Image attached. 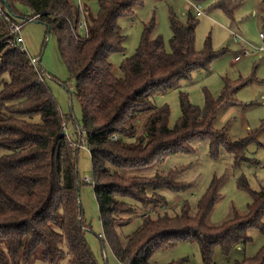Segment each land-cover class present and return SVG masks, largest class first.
<instances>
[{
  "label": "trees",
  "instance_id": "trees-1",
  "mask_svg": "<svg viewBox=\"0 0 264 264\" xmlns=\"http://www.w3.org/2000/svg\"><path fill=\"white\" fill-rule=\"evenodd\" d=\"M142 1L85 2L87 26H82L76 0H0L6 13L0 16V264H101L88 243L90 226L80 206L76 146L82 144L83 133L93 164L103 241L119 264H153L156 251L182 241L197 242L203 264H214L217 247L228 254L235 244L249 241L250 228L264 230V189L252 191L245 217L211 226L206 219L218 198L217 181L195 214L186 201L180 213L169 214L159 212L165 199L157 189L179 190L186 185L173 180L171 173H128L156 158L186 151L197 137H209L215 149L225 146L239 163L250 159L247 145L255 138L230 140L226 125L214 127L217 116L238 103L236 91L247 80L225 79L217 97L206 95L204 107L182 93V115L174 127L169 126V107L157 105V94L177 87L192 71L207 69L214 57L196 50L193 16L181 21L171 14L170 50L163 36L152 38V20L136 53L121 63L122 76H115L110 58L124 51L125 38L118 20ZM217 1L233 14L237 1ZM19 16L46 24L58 37L83 110V133L77 141L64 132L66 123L45 72L13 45L16 37L10 28ZM262 21L264 28V16ZM148 188L154 192L148 193ZM139 207L146 211L143 223L123 238L119 228L133 222ZM233 264H264V246Z\"/></svg>",
  "mask_w": 264,
  "mask_h": 264
},
{
  "label": "rangeland",
  "instance_id": "rangeland-1",
  "mask_svg": "<svg viewBox=\"0 0 264 264\" xmlns=\"http://www.w3.org/2000/svg\"><path fill=\"white\" fill-rule=\"evenodd\" d=\"M236 1L233 14L229 15L217 0H143L133 7L132 14L119 18L118 25L125 36L124 51L115 52L110 58L115 76L121 77V63L136 53L145 27L152 20L155 21L152 38L163 36L170 50L171 14H175L181 21H187L189 16L196 18V50L211 52L214 57L207 69L192 71L190 77L182 79L177 87L155 96L157 105H167L170 109V127H174L182 115V93L187 94L192 104L204 107L206 95L217 97L225 79L247 80L236 91L238 103L221 112L214 127L221 129L226 125L230 140L237 141L254 135V140L247 145L250 159L236 163L235 157L225 146L215 149L209 137H197L188 144L186 151L172 152L163 159L156 158L149 166L128 171L142 176L171 173L173 180L186 185V188L179 190L169 187L157 189L165 199L159 212L169 214L180 213L185 201L189 202L192 214H195L198 203L213 182L217 181L215 185L218 198L206 219L211 226L223 225L237 215L245 217L249 204L252 203V191L264 189V51H258V48L264 46V39L260 35L261 32L264 33V0ZM88 2L93 3L92 0ZM193 4H200L204 14L197 16ZM21 10L26 15L30 14L25 7ZM17 21L23 25L21 37L29 56L37 57L38 66L45 71L46 83L62 112L68 135L77 141L78 135L83 133L80 127L83 110L76 95V81L62 55L58 37L46 24L37 20L19 16ZM80 32L85 33V29L81 27ZM243 46L250 49V54L242 55ZM237 56H240L238 60ZM85 137L86 134L83 133V145L76 146V160L80 180V206L85 223L90 226L87 231L88 243L101 264H119L110 246L103 241L105 237L94 190L93 164ZM86 176L93 181L85 182ZM147 191L150 194L154 192L152 188ZM145 213L139 207L133 222L119 228L123 238L143 223ZM150 215L154 216L156 213L151 212ZM261 217V224L264 226V214ZM247 233L249 241L235 244L228 254H223L217 247L213 256L214 264H233L235 260L256 255L264 246V230L250 228ZM172 261H179L180 264H203L198 243L182 241L156 251L151 258L153 264H168ZM38 263L48 264L44 261Z\"/></svg>",
  "mask_w": 264,
  "mask_h": 264
},
{
  "label": "built area",
  "instance_id": "built-area-1",
  "mask_svg": "<svg viewBox=\"0 0 264 264\" xmlns=\"http://www.w3.org/2000/svg\"><path fill=\"white\" fill-rule=\"evenodd\" d=\"M76 1L79 4L80 9L82 10V21H81V25L82 26H87V18H86V15H85V2H88V1H91V0H76ZM192 6H193V8H194V10H195V12L197 14V16H201V15L204 14V10H203V8L201 7L200 4H198V5L193 4ZM4 15H6V13H5V10L3 8L2 3L0 2V16H4ZM22 26L23 25L21 23L14 22L12 24L11 28H10V31H11L12 34H15V37H16V41H15V43H13V45H16L22 52H27V49L25 47L23 38L21 37V29H22ZM260 35L264 39V33L261 32ZM258 51H260V52L261 51H264V46H261L260 48H258ZM248 54H250V49L243 46L242 55H248ZM239 58H240V56H237L236 57V60H238ZM30 59H31V63L34 66L37 67V70L38 71L45 72V71H43L41 69V67L38 66L39 65L38 64L39 63V59L37 57L31 56ZM64 132H65V134L67 136H70V135H68V131H67L66 124H64ZM82 145L83 144H78V146H82ZM84 181L90 183V182L93 181V179L91 177H89V176H86L84 178ZM121 264H129V263H121Z\"/></svg>",
  "mask_w": 264,
  "mask_h": 264
}]
</instances>
